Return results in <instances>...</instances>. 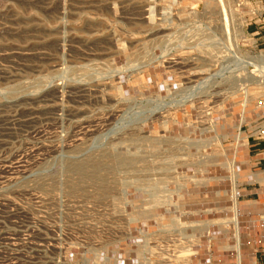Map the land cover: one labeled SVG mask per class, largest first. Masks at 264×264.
Instances as JSON below:
<instances>
[{
  "label": "rangeland",
  "instance_id": "374dc122",
  "mask_svg": "<svg viewBox=\"0 0 264 264\" xmlns=\"http://www.w3.org/2000/svg\"><path fill=\"white\" fill-rule=\"evenodd\" d=\"M260 7L0 0V264L224 263L191 197L264 122Z\"/></svg>",
  "mask_w": 264,
  "mask_h": 264
},
{
  "label": "crops",
  "instance_id": "0c3cea01",
  "mask_svg": "<svg viewBox=\"0 0 264 264\" xmlns=\"http://www.w3.org/2000/svg\"><path fill=\"white\" fill-rule=\"evenodd\" d=\"M260 4V11H254L255 17L258 18L259 21L254 23L251 22V30L257 35L262 34L261 37H264V0H260ZM249 105L250 104L246 106L243 105L242 112L244 111V114L247 115L248 118L253 112L257 120H259L263 116V114L260 113L261 108H258L257 105L255 107H250ZM256 110H258V112H256ZM259 113L260 116L258 115ZM233 114L234 113H232V115ZM227 128L228 127L225 126V130ZM242 132V128L240 127L239 132H237L242 136L240 141L237 140V133L234 132V129L231 134L224 137V141H228L229 137L235 138V142L232 144L230 143L228 147L237 146L238 142L242 147L240 151L233 153L231 156L228 154L227 150H225V152L223 151L220 145V139L216 143H202L203 147H207L206 150L211 148V150H209L210 152L207 153V158L208 161H212L213 164H218L217 161L219 160L221 163L219 154H224L222 166L226 168L228 174L222 177L212 176L209 178H203V174H201V178L195 179V195L191 197V202L195 203L196 206L200 204L203 206L202 208H204L199 212L201 213V217H199V213L196 215L198 219L195 222V227L197 231H209V248H211V250L216 248V250L219 251L217 256L225 261L222 264H238L240 252L242 264H264V217L258 214L252 217L245 215L240 216L237 212V209L239 211V209L247 210L251 207L256 208L257 206H264V202L259 203L257 199V195L264 194V138L257 137L254 134L255 132L247 136ZM236 153L237 162L236 159L233 158ZM233 160L236 164L235 169L238 171V174L235 175L233 174ZM197 175L198 173L196 172V178ZM203 191L211 194L204 196L199 195ZM222 201L227 202L224 208L214 207V203H220ZM236 221L238 225H236ZM230 233L235 238L233 241L234 243L224 240V238L221 237H228ZM249 240H252L254 243L249 245ZM239 245L241 247L240 251H238ZM231 254H233V256H231ZM226 256H228V258L224 259Z\"/></svg>",
  "mask_w": 264,
  "mask_h": 264
},
{
  "label": "built area",
  "instance_id": "2783aa9c",
  "mask_svg": "<svg viewBox=\"0 0 264 264\" xmlns=\"http://www.w3.org/2000/svg\"><path fill=\"white\" fill-rule=\"evenodd\" d=\"M256 105L258 108H263L264 107V99H259L257 102H256ZM257 137L259 138H264V122L260 123L256 129H255V133H254ZM242 211V210H241ZM242 214L244 215H253V214H259L260 216L264 217V211H258L257 213L256 212H253V211H245L243 213L242 211ZM251 243H254L252 240H249L248 244L251 245Z\"/></svg>",
  "mask_w": 264,
  "mask_h": 264
},
{
  "label": "bare ground",
  "instance_id": "6f19581e",
  "mask_svg": "<svg viewBox=\"0 0 264 264\" xmlns=\"http://www.w3.org/2000/svg\"><path fill=\"white\" fill-rule=\"evenodd\" d=\"M261 60H263L264 61V55L263 56H261ZM264 65V64H263ZM262 68V67H261ZM263 70V69H262ZM201 86V85H200ZM198 91V90H197ZM196 94V93H195ZM200 94V93H199ZM192 97V96H191ZM185 100V99H184ZM192 100H193V97H192ZM195 101H197V100H195ZM193 102V101H192ZM167 105V104H166ZM75 170H77V171H81V172H83L84 170H85V166L84 165H78V166H76L75 168H74ZM237 192V191H236ZM238 193V192H237ZM236 193V194H237ZM241 193V192H240Z\"/></svg>",
  "mask_w": 264,
  "mask_h": 264
}]
</instances>
